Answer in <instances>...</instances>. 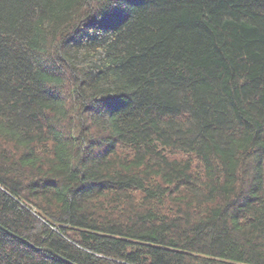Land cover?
I'll list each match as a JSON object with an SVG mask.
<instances>
[{
  "label": "trees",
  "instance_id": "trees-1",
  "mask_svg": "<svg viewBox=\"0 0 264 264\" xmlns=\"http://www.w3.org/2000/svg\"><path fill=\"white\" fill-rule=\"evenodd\" d=\"M0 225V264H264V0H0Z\"/></svg>",
  "mask_w": 264,
  "mask_h": 264
},
{
  "label": "water",
  "instance_id": "water-1",
  "mask_svg": "<svg viewBox=\"0 0 264 264\" xmlns=\"http://www.w3.org/2000/svg\"><path fill=\"white\" fill-rule=\"evenodd\" d=\"M0 227L6 230V228H4L2 225H0ZM9 232H10L11 234H13V235H15V236H17V237H19V238H21V239L27 241V242H29L27 239H24L23 237H21V236H19V235H16V234L12 233L11 231H9ZM42 248L45 249V250H47V251H49V252H51V253L54 254L55 256H57V257L63 259L64 261H66V262H68V263H70V264H80V263L74 262V261H72V260H70V259L64 257L63 255H61L60 253L56 252V251L53 250L52 248H49V247H42Z\"/></svg>",
  "mask_w": 264,
  "mask_h": 264
}]
</instances>
